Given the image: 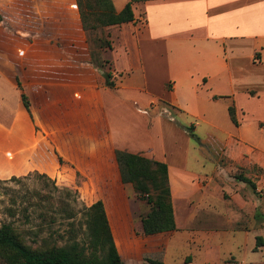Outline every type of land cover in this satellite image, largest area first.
I'll return each instance as SVG.
<instances>
[{"label":"crops","instance_id":"obj_1","mask_svg":"<svg viewBox=\"0 0 264 264\" xmlns=\"http://www.w3.org/2000/svg\"><path fill=\"white\" fill-rule=\"evenodd\" d=\"M111 1L120 12L130 0ZM74 3L0 1V146L18 161L0 171L43 164L68 186L83 176L84 202L103 201L119 252L136 262L141 224L114 152L153 159L167 166L176 226L164 264H264L249 258L264 254V0L134 4V21L104 28L100 64ZM226 241L238 258L221 252ZM178 249L189 255L170 260Z\"/></svg>","mask_w":264,"mask_h":264},{"label":"trees","instance_id":"obj_2","mask_svg":"<svg viewBox=\"0 0 264 264\" xmlns=\"http://www.w3.org/2000/svg\"><path fill=\"white\" fill-rule=\"evenodd\" d=\"M147 1L152 0H130L120 12L115 11L111 0H75L71 8L78 11L82 29L88 34L97 29L134 21L132 5ZM2 21L3 17L0 14V22ZM105 44L108 46V43ZM19 54H22V51H19ZM91 56L93 58V51ZM94 61L100 64L99 61ZM106 84L111 85L108 82ZM17 87L21 91V103L33 120L30 101L18 82ZM228 111L231 120L235 122L233 107L230 106ZM114 159L121 182L131 185L134 197L146 201L150 207L149 211L140 217L141 232H135L140 258L137 263L133 260V252L124 255L119 252L112 236L104 203L102 200H96L91 204L84 202L81 209V218L88 238L85 245L80 244L75 238V228L81 224V220L78 222L74 220L76 213L69 211L65 202L60 204L61 212L65 214L66 219L73 221L68 222V239L62 245L50 236L42 239L38 245H29L23 231L10 224L1 225L0 264H164L166 242L176 230L167 166L153 159L120 150H115ZM58 161L60 165L64 164L60 157ZM76 176L78 178V174ZM243 181L253 187V183L247 179ZM45 209L47 212L53 210L51 206ZM52 212L57 213L56 210ZM41 217L43 222L47 223L45 215L42 214ZM54 221L52 217L50 223ZM259 240L257 238V241Z\"/></svg>","mask_w":264,"mask_h":264},{"label":"rangeland","instance_id":"obj_3","mask_svg":"<svg viewBox=\"0 0 264 264\" xmlns=\"http://www.w3.org/2000/svg\"><path fill=\"white\" fill-rule=\"evenodd\" d=\"M86 37L93 51V58L101 63V59H106V56L101 54L100 47L101 49L106 48L105 43H108L105 29H97L88 33ZM1 82L5 81L0 78V85L2 86ZM16 95L18 98L17 93ZM1 113L0 110V115ZM25 144L32 147V143L29 140ZM16 151L15 147L8 149L6 146H0L1 158H4L6 162V164L0 163V168L18 171L9 168V164L18 163ZM31 166L36 167V169H39L43 173L29 171L24 174H19L18 172L4 174L0 171V226L10 224L14 228L23 231L25 240L29 245H38L42 239L49 236L62 245L68 239V222L73 221L72 219H66L65 214L61 212L60 204L65 202L68 205L69 211L76 213L74 220L76 222L81 220V224L76 225L75 238L80 244L85 245L88 242V238L83 218H81V209L82 205L85 204L83 196L86 193V188L84 190L80 189L85 178L83 176L81 178L78 177L76 185L68 186L65 178L57 170L43 164H31ZM42 174L45 176H42ZM47 206H51L57 213L53 214V210L47 212L45 209ZM131 208L134 210L136 225L139 228L140 217L144 216L150 207L146 201L132 198ZM42 214L45 215L47 223L43 222ZM52 217L55 219L54 223H50ZM47 224L50 225L48 226ZM237 242L233 244H229L228 241L224 242L221 252H232L233 256L238 258L240 253ZM169 255H172V257H168L170 260L172 258L177 260L179 256H188L189 253L184 249H178L176 256L173 253H169ZM262 255L264 254L252 253L249 254V258L251 260H262L264 259ZM227 264L242 263L230 261Z\"/></svg>","mask_w":264,"mask_h":264},{"label":"water","instance_id":"obj_4","mask_svg":"<svg viewBox=\"0 0 264 264\" xmlns=\"http://www.w3.org/2000/svg\"><path fill=\"white\" fill-rule=\"evenodd\" d=\"M113 264H115V263H113Z\"/></svg>","mask_w":264,"mask_h":264}]
</instances>
